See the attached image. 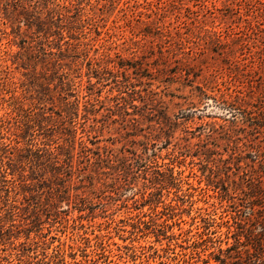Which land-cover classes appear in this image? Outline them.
Returning a JSON list of instances; mask_svg holds the SVG:
<instances>
[{
    "label": "rangeland",
    "instance_id": "obj_1",
    "mask_svg": "<svg viewBox=\"0 0 264 264\" xmlns=\"http://www.w3.org/2000/svg\"><path fill=\"white\" fill-rule=\"evenodd\" d=\"M34 1L0 0V131L58 152L56 120L78 103L74 173L69 192L51 172L45 184L28 167L14 175L19 228L0 254L228 264L238 155L224 134L241 145L242 115L264 116V0H51L77 38H46Z\"/></svg>",
    "mask_w": 264,
    "mask_h": 264
},
{
    "label": "trees",
    "instance_id": "obj_2",
    "mask_svg": "<svg viewBox=\"0 0 264 264\" xmlns=\"http://www.w3.org/2000/svg\"><path fill=\"white\" fill-rule=\"evenodd\" d=\"M43 1L44 5L42 6L37 5L36 2H39V0L34 1V8H39L40 11H37L39 17L44 15L49 22L47 30L44 31L46 38L52 35H56V38H64L65 31L69 33L70 38H77L74 33L78 30H75L69 24H64L65 14L62 11L67 9V6H61L51 0ZM57 21L58 24H56ZM48 22L42 21V24ZM38 31L43 32L42 29ZM64 99L66 100L67 97ZM63 106L69 108L70 111L68 110L65 116L59 114L60 118L56 120L58 127L54 131L61 135L59 137L63 140V143L57 146L61 149L58 152L45 142L39 146L28 143L26 146L20 147L19 142L16 141L17 144L13 146L11 141H6L8 138L3 136L0 131V246L7 243L12 244L14 232L18 231L19 228L16 225V216L20 207L17 205V199H13L12 196L15 191V181H13L15 174L18 173L21 177H25L26 167H28L33 174L30 179H38L41 183H44L47 180L46 175L51 172V177L54 179L52 183L59 185L61 191L69 192L70 184L65 182L63 176H65V173H74V139L76 134V128L74 127L76 126L73 122L75 121V115L78 114V103L67 101ZM242 116L246 118L245 122L249 124L252 131L247 134L242 144L230 141L232 136L230 129L225 130L224 134L228 146L231 142V149L237 150L235 153L238 156L234 158L236 159L235 167L232 176H230L233 197L237 200L235 216H233L234 230L232 238L234 241L222 251H226L225 259L228 264H264V142L261 139L264 116L262 113L258 115L259 118H250L247 113ZM44 117H46V121L50 122L47 116ZM48 124L44 122L40 126L47 131ZM234 126L236 127L237 124L231 123V127ZM64 130H68V132ZM62 156H65V158L62 159ZM8 175H12L11 180L8 179ZM170 176L172 177V174ZM24 184L25 187L30 188L29 185L27 186L28 183L25 182V179ZM48 187L51 193L54 191V194L55 192L58 194V188L50 185ZM26 197L24 196V199ZM14 198L16 197L14 196ZM29 198L34 200L41 197L40 195L38 197L37 195H30ZM39 201L41 200L38 199L36 203ZM24 247L17 249L16 256L18 258L15 257L19 264H32L35 258L31 254L32 248L30 246ZM0 250L3 249L0 248ZM10 255L0 254V264H15L14 260L10 259ZM222 263L225 264L224 261Z\"/></svg>",
    "mask_w": 264,
    "mask_h": 264
}]
</instances>
